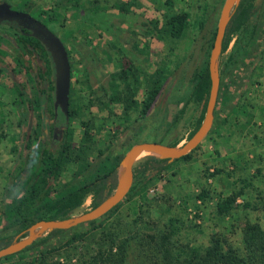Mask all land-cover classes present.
<instances>
[{
	"label": "rangeland",
	"instance_id": "374dc122",
	"mask_svg": "<svg viewBox=\"0 0 264 264\" xmlns=\"http://www.w3.org/2000/svg\"><path fill=\"white\" fill-rule=\"evenodd\" d=\"M8 1L14 8L31 3L34 12L46 11L45 18L54 14L51 26L73 61L75 113L61 119L68 134V155L50 195L83 179L80 171L88 161L97 160L98 149L123 151L132 140H187L200 106L190 101L182 114L174 115L190 95L192 75L206 56L224 0H79L76 5L67 0ZM256 3L246 32H234L219 55V67L224 69L214 123L190 157L171 161L144 185L138 181L136 192L123 198L116 211L96 218L97 226L84 238L55 250L50 258L76 263L107 246L104 236L113 230L118 242L128 236L125 264H163V260L182 264L179 260L204 251L214 233L241 245L246 222H258L264 230V0ZM182 10L189 13L188 23L179 37H173L166 19ZM238 41L235 58L225 68ZM26 45L27 39L14 26L0 22V232L9 229L3 226L4 210L25 193L20 183H13L15 165L25 166L22 177L29 174L31 164L38 168L42 142L32 126L40 123L41 128L44 119H53L48 103L39 105L35 99L29 103L33 94L28 78L45 52L21 55ZM153 86L158 87L157 96L142 114L143 100ZM13 87L22 93L13 95ZM224 95H231L228 102ZM217 168L220 171L214 173ZM239 188L242 193L230 211L219 214L216 201ZM203 189L207 195L198 197ZM90 202L88 195L73 214L90 208ZM89 226L87 221L74 225L37 243L23 257L1 258L0 264H28L31 251ZM25 233L26 228L16 235ZM164 234L169 235L165 241ZM161 240L164 248L156 249ZM165 251H172L171 256L165 258Z\"/></svg>",
	"mask_w": 264,
	"mask_h": 264
},
{
	"label": "trees",
	"instance_id": "16d2710c",
	"mask_svg": "<svg viewBox=\"0 0 264 264\" xmlns=\"http://www.w3.org/2000/svg\"><path fill=\"white\" fill-rule=\"evenodd\" d=\"M64 1L66 2V0H63V2ZM67 1L72 5L79 4L80 2L79 0ZM9 3L11 4V2ZM11 6L13 7L14 5L11 4ZM257 7L258 4L256 3V0H240L226 27L221 53L227 48L234 32H240L241 35L246 32L248 26L251 24L252 17L254 16ZM32 8L33 4H29L28 2L24 7L17 6V9L29 11L31 14L41 19L55 33H57L51 26V23L55 20L54 14H48V16L45 18L43 14L46 13V11L44 9H40L38 11L36 10V12H34ZM188 16V11L182 10L167 17L166 25L171 36L179 37L183 33L184 28L188 23ZM12 26L20 31L23 37L27 39V45L22 46L20 49L21 55L26 53L34 54L40 51L45 52L42 60L35 64V67H33L32 73L28 78V82L31 86V93L33 94L28 96V100L29 103H31V101L35 99L39 105H41L40 103H48L47 107L50 108L51 114L54 116L56 113L54 109V103H52V99L54 97V65L50 53L47 51L40 39L28 33V29L22 28L16 23H12ZM256 30L257 29L255 25L251 33L255 34ZM215 31L216 25L213 27L208 40L206 56L199 69L192 75L190 95H188L182 106L178 109L177 114L174 115V118H177L180 114H182L186 104L190 101H193L195 104L200 106L199 115L196 119L194 127L189 132L188 137H190L198 128L204 116L211 83L208 69V58ZM240 39L241 37L239 40ZM238 45L239 41L235 45L233 51L229 53L228 58L225 61V68L227 67L228 63L234 60ZM67 51L71 67L68 113V117H70L75 113V109L71 107L75 87L72 81L73 61L70 57L68 48ZM247 51L248 48H245L243 55L246 54ZM17 61L18 65L23 66L25 64L20 57H17ZM223 69L224 67H219L220 75L223 72ZM2 70L3 64L2 57L0 56V71ZM18 90L19 93H22L23 91L21 88H18ZM220 90L221 82L219 84L217 100L219 99ZM157 92V86H153L148 90L147 97L143 100V105L141 107L142 114L147 112L148 107L157 96ZM224 98L227 99L226 101L228 102V100L231 98V95H224ZM32 128L35 131L34 136L39 138L42 142L41 148L37 153L38 168L36 170L32 169L31 164L29 174L22 177V171L26 170L25 166L18 163L14 167L15 172L12 173L13 183H20L21 186L24 187L25 193L22 196L15 197L12 204L8 205V209L4 210L5 222L3 226L4 228L9 229L7 231L2 230L0 232V247L10 243L17 233L24 230L31 223L39 219L62 218L73 214L74 211L84 202L88 195H91L90 206L93 207L97 205L115 189L118 183L120 160L125 151L137 141L132 140L131 142H128L126 144L125 150L119 152L108 153L104 149H98L95 158L97 160L94 161L92 159V161H88L81 169L80 172L84 173L83 179L76 183L68 182L63 187V190L58 194L50 195L53 189V182L59 176L64 162L67 159L69 146V141L67 139L68 134L65 133L63 135L64 139L59 142L57 147L53 148L48 144L47 138L45 139L41 137L42 129L40 128L39 123L35 126H32ZM179 140V138H176L173 141L166 143L175 145L179 142ZM158 141L162 140L158 139ZM198 145L199 143L194 148H196ZM194 148L179 158L190 157ZM170 163L171 161H169L168 157L166 156L145 154L139 161H137V163H134L133 165V181L125 197L133 195L136 192L138 181L142 182L144 185L153 176L160 174L161 171L169 166ZM219 171L220 168H217L214 173ZM241 193L242 188H239L218 199L215 204L216 211L219 214H227ZM205 195H207V189H203L200 193H198L197 196L204 197ZM122 200L103 215L116 211ZM25 206L29 207L28 211H25ZM95 220L96 218L87 221L90 226L83 231H74L72 234L61 238L57 243L51 244L48 247L44 246L42 248H38L36 251H31L32 260L28 264H125L128 236L122 237L118 242L116 241V231L113 230L107 231L104 236L107 240V246L101 247L99 251H91L89 255H84L83 257L79 258L76 263H60L58 260L50 258L51 253H53L55 250L70 245L74 240L84 238V236L89 231L97 226L98 223H93ZM70 228H73V226ZM70 228L50 229L46 231L44 235L37 237L31 244L27 245L21 250L1 258H8L17 254L20 255V257H23L26 253V250L33 248L37 243L44 242L51 236L63 234ZM168 236V234H164L162 235V239L165 241ZM240 243L241 245H235L223 234L214 233L211 235L210 242L204 251L197 252V254H193L190 257H186L179 261L182 262V264H264V230L261 228V225L258 222L245 223ZM155 245L157 246L156 249L162 248L163 240H161V242L156 241ZM165 252V258L166 256H171L172 254V251ZM163 264L167 263H164L163 260Z\"/></svg>",
	"mask_w": 264,
	"mask_h": 264
},
{
	"label": "water",
	"instance_id": "95a60500",
	"mask_svg": "<svg viewBox=\"0 0 264 264\" xmlns=\"http://www.w3.org/2000/svg\"><path fill=\"white\" fill-rule=\"evenodd\" d=\"M240 0H224L216 24V31L208 58L210 89L204 116L193 134L182 143L175 145L158 140H143L133 143L123 154L120 160L118 183L115 189L97 205L80 213L71 214L62 218L39 219L26 228V234L16 235L14 239L0 247V258L21 250L31 244L37 237L53 228H70L82 222L100 217L119 201L128 192L133 181V165L144 154H156L168 157L169 161L181 157L194 148L207 134L212 126L214 109L220 84L219 55L222 51V42L228 22ZM14 22L28 33L40 39L50 53L54 65V107L69 116V92L71 84V67L67 48L61 37L45 22L29 11L17 9L6 0L0 1V22Z\"/></svg>",
	"mask_w": 264,
	"mask_h": 264
},
{
	"label": "flooded vegetation",
	"instance_id": "af4514ba",
	"mask_svg": "<svg viewBox=\"0 0 264 264\" xmlns=\"http://www.w3.org/2000/svg\"><path fill=\"white\" fill-rule=\"evenodd\" d=\"M6 23H8V22L6 21ZM12 23H14V22H9L8 24L12 25ZM18 88H20V87H18ZM54 109H55V107H54ZM62 116L65 117L63 112L58 107V111H57V113H55L52 120L49 119V121H47L46 119H44L43 122H41V129H42L41 137H43L45 139L48 136L50 137L49 142L47 140L50 147L55 146V142L62 139L63 135L65 134V124H64V122L61 121ZM53 148H55V147H53Z\"/></svg>",
	"mask_w": 264,
	"mask_h": 264
},
{
	"label": "crops",
	"instance_id": "0c3cea01",
	"mask_svg": "<svg viewBox=\"0 0 264 264\" xmlns=\"http://www.w3.org/2000/svg\"><path fill=\"white\" fill-rule=\"evenodd\" d=\"M12 94H13V95H18V94H20L18 88H16V87L14 88V87H13V89H12Z\"/></svg>",
	"mask_w": 264,
	"mask_h": 264
}]
</instances>
